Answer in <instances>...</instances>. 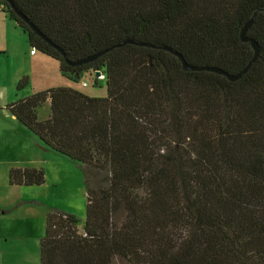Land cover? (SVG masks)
Segmentation results:
<instances>
[{
  "label": "trees",
  "instance_id": "trees-1",
  "mask_svg": "<svg viewBox=\"0 0 264 264\" xmlns=\"http://www.w3.org/2000/svg\"><path fill=\"white\" fill-rule=\"evenodd\" d=\"M11 1L70 60L136 42L68 65L0 0L63 76L106 77L104 97L56 86L5 106L82 172L84 217L47 211L40 264H264V0ZM250 18L259 53L236 80L162 48L236 73L253 55ZM44 181L42 168L8 171L10 184Z\"/></svg>",
  "mask_w": 264,
  "mask_h": 264
},
{
  "label": "crops",
  "instance_id": "crops-1",
  "mask_svg": "<svg viewBox=\"0 0 264 264\" xmlns=\"http://www.w3.org/2000/svg\"><path fill=\"white\" fill-rule=\"evenodd\" d=\"M48 57L38 50L30 53L26 33L0 8V168L3 171L0 178V264H40L38 247L44 235L43 222L49 208L44 205L39 190L49 178L44 165L52 161L46 155L51 149L44 147L33 133L11 115L6 104L29 93L56 86L71 87L89 96H102L93 92L87 82L78 88L73 87L65 81L68 77L62 75L59 66L53 79L43 75V79L31 86L30 91L17 89V81L23 76L28 81L34 67L45 63ZM48 104L47 101L45 106L48 107ZM13 167L42 168L45 181L40 185L10 184L8 171ZM80 193L84 198L83 184ZM65 210L74 211L69 208Z\"/></svg>",
  "mask_w": 264,
  "mask_h": 264
},
{
  "label": "rangeland",
  "instance_id": "rangeland-1",
  "mask_svg": "<svg viewBox=\"0 0 264 264\" xmlns=\"http://www.w3.org/2000/svg\"><path fill=\"white\" fill-rule=\"evenodd\" d=\"M46 59L47 61L45 63H40L34 67L33 71L31 72V78H29L27 83L20 89L24 90V92L30 91L31 86L43 79V75H46V77L48 76L52 79L55 77L58 71L59 62L58 60L50 57ZM66 79L67 80L65 81H68L75 88H78L79 85L82 86L83 83L87 82V84H89V86L92 88L93 92L102 94L101 97L106 96V77L104 73L98 76L95 71H89L82 74L78 80H71L69 78ZM30 94L33 93H29L28 95ZM45 107H43L42 111H40L42 117H44L48 113V107ZM46 155L51 157L52 161L50 164L45 163L44 165L49 178L44 187L39 190V193L42 195L41 199L43 200L44 205L48 206V210L52 208H58L62 210L69 208L72 211L74 210L71 213L76 214L82 219L85 214V197L83 198L80 193V189L82 186L81 170L76 166L75 163L71 162L66 156L58 152L50 150ZM59 160H61L62 162H56ZM42 161L43 160L41 158V162ZM2 177L3 171L2 168H0V178ZM91 185L94 186V183H92ZM43 226L45 228V218Z\"/></svg>",
  "mask_w": 264,
  "mask_h": 264
},
{
  "label": "water",
  "instance_id": "water-1",
  "mask_svg": "<svg viewBox=\"0 0 264 264\" xmlns=\"http://www.w3.org/2000/svg\"><path fill=\"white\" fill-rule=\"evenodd\" d=\"M6 1H7V2L10 4V6L14 9V11L16 12V14H17L21 19H23V20L29 25V27H30L32 30H34L39 36H41L45 41H47L50 45H52L53 47H55V48L60 52V54L62 55L64 61H65L68 65H72V66H74V65H80V64L88 63V62H90V61L95 60L97 57L103 55L104 53H106L107 51H109L110 49H112V48H114V47H119V46H122V45H124V44H126V43H136V42H134V41H132V40L126 39V40H123L122 42L116 43V44H114V45H112V46H110V47H108V48H105V49H103V50H101V51H97V52L92 53V54H90V55H87V56H85V57H83V58L76 59V60H70V59H68V58L66 57L65 53H64L59 47L55 46L54 43H52V42H51L47 37H45V36H44L39 30H37V28H36L32 23H30V22L26 19V17H25L20 11H18V10L14 7V5H13V3H12L11 0H6ZM251 23H252V18H250V19H249V20L243 25V27H242V29H241V32H240V39H241L242 41H244V42H249V43H250V45H251V47H252V49H253V55H252L250 61H249V62H248V63H247V64H246V65H245L240 71H238V72H236V73H228V72H226V71H224V70H222V69H220V68H218V67H216V66H196V65H191V64L187 63V62L182 58L181 54L178 53L177 51L172 50L171 48H169V47H167V46H163L162 48H163V49H166V50L170 51L171 53H173L174 55H176V56L181 60L182 67L184 68V70H187V71H199V70H205V71L217 72V73H219V74H222V75L226 76V78L229 79V80H236V79H238L242 74H244V73L248 70L250 64L256 60L257 55H258V53H259V46H258L257 42H256L253 38L247 36V31H248V28L250 27ZM137 44H139V45H144V46H149V47H152V48L160 47V46H156V45H154V44H149V43H145V42H140V43H137ZM95 72H96L97 75L100 74V71H99V70H97V71H95Z\"/></svg>",
  "mask_w": 264,
  "mask_h": 264
},
{
  "label": "built area",
  "instance_id": "built-area-1",
  "mask_svg": "<svg viewBox=\"0 0 264 264\" xmlns=\"http://www.w3.org/2000/svg\"><path fill=\"white\" fill-rule=\"evenodd\" d=\"M30 53L33 54L35 53V49L34 48H30ZM102 75V72L100 71V74L98 76ZM83 85H85V83H83Z\"/></svg>",
  "mask_w": 264,
  "mask_h": 264
}]
</instances>
